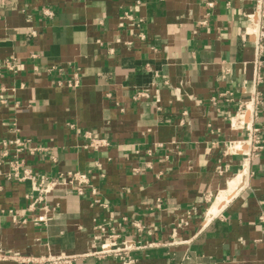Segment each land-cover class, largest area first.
Returning a JSON list of instances; mask_svg holds the SVG:
<instances>
[{"label": "crops", "instance_id": "1", "mask_svg": "<svg viewBox=\"0 0 264 264\" xmlns=\"http://www.w3.org/2000/svg\"><path fill=\"white\" fill-rule=\"evenodd\" d=\"M140 1L0 0V264H115L89 254L112 232L138 264H264V150L245 157L233 143L247 131L225 118L255 89L264 102L246 17L257 2ZM126 13L140 25L120 26ZM255 125L264 140V109ZM16 138L42 149L3 156ZM15 160L20 174L86 173L96 194L61 184L30 208Z\"/></svg>", "mask_w": 264, "mask_h": 264}, {"label": "built area", "instance_id": "2", "mask_svg": "<svg viewBox=\"0 0 264 264\" xmlns=\"http://www.w3.org/2000/svg\"><path fill=\"white\" fill-rule=\"evenodd\" d=\"M204 1L209 9L215 4L214 0ZM255 1L257 2L256 10L251 14H247L246 17L253 23V27L250 29L255 32L253 41L256 48V61L253 82L257 85L263 78L261 68L263 65L262 56L264 52V29L262 26L264 13L262 11V0ZM140 3V0H136L134 8L136 9ZM126 19L131 20L130 25H140V21H142V19H140L139 22L136 23L133 16L126 13L125 16L121 18L119 25L123 26L126 23ZM243 35L251 36L252 34L249 31H244ZM139 36L144 38V32H139ZM5 64L9 70H15L18 66L14 59L7 60ZM79 84L80 78L78 72L73 73L66 81V85L70 87H76ZM225 100L228 103L233 101L231 97H227ZM260 109H264V102L261 93L255 89L248 99L236 101V110L234 112H227L225 114V118L231 127L235 129H245L247 131V139L245 141L233 143L234 147L247 158L257 157L264 150L263 137L260 129L255 125ZM105 144H107V140L98 135H92L90 137V145L95 149ZM10 146L14 147L13 151L9 148ZM41 149V147L35 146L31 139L16 138L4 143L3 156L13 154L15 157H18L22 152L34 154ZM12 163H14L13 172L9 173L8 177L21 181H30L31 183L32 191L27 194V197L33 199L29 205L30 208H33L36 203L45 202L46 196L61 184H71L79 195H85L87 188L90 186L92 194H96V189L92 187L90 178L86 173L75 171L68 172L66 175L45 176L34 173L30 168L25 167L23 173L20 174L18 170L22 161L15 160ZM96 201L98 202V200ZM43 206L45 208L47 207V205ZM259 220L264 222V210L260 212ZM24 221L25 220H23V222ZM98 228L101 232H108L104 225H99ZM115 238V233H109L108 240L101 243L97 250L89 254L99 258L112 257L115 260V264H138L137 259L132 255V251L138 248L135 242L133 240H122L117 242ZM78 256L79 255H58L43 259L41 257L21 255L19 253L3 255V257H9L25 264H74Z\"/></svg>", "mask_w": 264, "mask_h": 264}, {"label": "bare ground", "instance_id": "3", "mask_svg": "<svg viewBox=\"0 0 264 264\" xmlns=\"http://www.w3.org/2000/svg\"><path fill=\"white\" fill-rule=\"evenodd\" d=\"M217 209V208H216ZM215 210L213 211V214H214ZM211 216V214H209Z\"/></svg>", "mask_w": 264, "mask_h": 264}]
</instances>
